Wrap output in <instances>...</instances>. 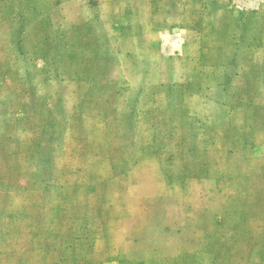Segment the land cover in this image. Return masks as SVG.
<instances>
[{
  "label": "rangeland",
  "instance_id": "1",
  "mask_svg": "<svg viewBox=\"0 0 264 264\" xmlns=\"http://www.w3.org/2000/svg\"><path fill=\"white\" fill-rule=\"evenodd\" d=\"M0 264H264V0H0Z\"/></svg>",
  "mask_w": 264,
  "mask_h": 264
}]
</instances>
